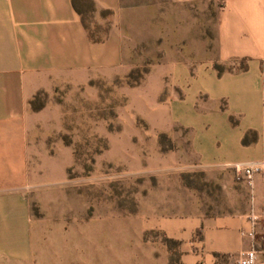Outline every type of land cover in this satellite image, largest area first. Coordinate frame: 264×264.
I'll list each match as a JSON object with an SVG mask.
<instances>
[{
  "label": "crops",
  "instance_id": "1",
  "mask_svg": "<svg viewBox=\"0 0 264 264\" xmlns=\"http://www.w3.org/2000/svg\"><path fill=\"white\" fill-rule=\"evenodd\" d=\"M169 1L174 47L140 86L145 115L158 131H183L181 168L219 182L227 202L211 212L148 213L136 230L142 243L125 256L112 248L98 264H236L240 251L264 245V177L249 185L232 169L264 160V0ZM92 2L95 12L118 14L120 0ZM217 2L216 20L204 19ZM84 13L72 0H0V264H31L37 235L26 226L23 198L31 181L27 102L49 76L126 68L122 25L93 39ZM237 59H245L244 69L219 74L214 67ZM153 232L159 243L143 238Z\"/></svg>",
  "mask_w": 264,
  "mask_h": 264
},
{
  "label": "rangeland",
  "instance_id": "2",
  "mask_svg": "<svg viewBox=\"0 0 264 264\" xmlns=\"http://www.w3.org/2000/svg\"><path fill=\"white\" fill-rule=\"evenodd\" d=\"M82 3L94 38L122 25L126 68L49 76L27 102L31 181L23 198L26 226L37 232L31 264H98L112 248L125 256L142 243L136 230L148 213L211 212L227 202L219 182L181 168L183 131H158L145 115L140 86L174 47V4L120 0L115 14ZM218 4L200 15L216 20ZM148 236L159 243L156 232Z\"/></svg>",
  "mask_w": 264,
  "mask_h": 264
},
{
  "label": "built area",
  "instance_id": "3",
  "mask_svg": "<svg viewBox=\"0 0 264 264\" xmlns=\"http://www.w3.org/2000/svg\"><path fill=\"white\" fill-rule=\"evenodd\" d=\"M232 169L237 177L251 185L256 174H261L264 177V160L236 162L232 165ZM256 219V215L251 216L253 223ZM247 234L254 237L253 230ZM236 264H264V245L258 249L252 244L248 249L240 251Z\"/></svg>",
  "mask_w": 264,
  "mask_h": 264
},
{
  "label": "trees",
  "instance_id": "4",
  "mask_svg": "<svg viewBox=\"0 0 264 264\" xmlns=\"http://www.w3.org/2000/svg\"><path fill=\"white\" fill-rule=\"evenodd\" d=\"M86 1L89 2V4L92 7V10H94V5H93L92 0H86ZM72 2H73L74 7L77 9L79 13L84 12V9L81 6L82 4H84L82 3L83 0H72ZM91 38L98 39V38H94L93 36H91ZM236 61H239V64L237 67H235L234 65H231V64H235ZM214 67L217 70V72L220 74L224 72L225 70H235V69L242 70L246 67V64H245V59H237V60L230 61L229 63H226V64L215 62ZM248 135H249L248 133L245 134V136L243 137V142L247 143L249 141Z\"/></svg>",
  "mask_w": 264,
  "mask_h": 264
}]
</instances>
